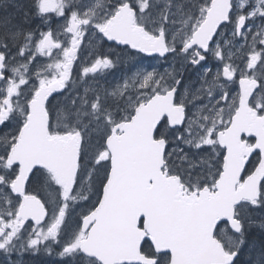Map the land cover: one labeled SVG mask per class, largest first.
Returning <instances> with one entry per match:
<instances>
[{
    "label": "snow or ice",
    "instance_id": "6c2138e0",
    "mask_svg": "<svg viewBox=\"0 0 264 264\" xmlns=\"http://www.w3.org/2000/svg\"><path fill=\"white\" fill-rule=\"evenodd\" d=\"M35 15L47 26L39 33L0 19L5 264L13 256L14 264H24L25 255L51 256L53 246L61 264H235L249 210L264 208V51L254 47L264 45V0H36ZM249 41L245 63L229 62V46ZM102 42L149 57L183 55L197 68L213 58L221 71L193 99L178 95V75L169 73L172 84L161 89L148 74L141 85H152L147 98L129 99L125 84L103 97H73L50 115V98L71 92L81 45ZM114 67L97 58L81 75ZM233 82L235 98L227 92ZM196 100L206 101L204 112H189L190 104L201 107ZM120 101L134 104L130 114H114ZM173 141L181 146L175 158ZM201 149L225 153L210 186L200 178L208 180L211 161L189 159L202 157ZM253 154L258 159L246 174ZM90 191L96 204L74 223L73 209L91 204Z\"/></svg>",
    "mask_w": 264,
    "mask_h": 264
},
{
    "label": "rangeland",
    "instance_id": "374dc122",
    "mask_svg": "<svg viewBox=\"0 0 264 264\" xmlns=\"http://www.w3.org/2000/svg\"><path fill=\"white\" fill-rule=\"evenodd\" d=\"M7 1L8 0H3V2H4L3 7L4 8L1 11L2 13L0 14V19L7 18L11 21V24L13 26L18 27V24L20 22V17H22L25 14L23 12L19 16V18L16 20V16H17V14L21 13V9L18 8V6L16 4H14V3L10 4L12 2L9 3ZM201 2L206 3L207 0H201ZM35 3H36V0H35ZM8 4H10L11 5L10 7H13V8L10 9L9 7H6ZM14 19L16 21H14ZM34 20H35V24L32 25L30 16L28 14H26L25 17L23 18V30H24L25 26H27L29 23L31 26L29 31H34V33L42 32L47 28L46 25L41 24L39 18L35 14H34L33 22H34ZM19 26H20V24H19ZM59 28L61 29L62 25H59ZM257 30H259V29H257ZM59 32L60 31L56 32L57 36H59ZM85 41L86 42L88 41L87 37H85ZM105 43L106 42L94 43V44H90V43L84 44L83 49H86L87 52L84 55L86 61L82 64L83 68L90 66L91 63L95 59L103 58V57H109L113 53L114 47L109 46V47L105 48L104 47ZM235 43L236 42H233L232 45H234ZM103 49H106V55L102 52ZM261 51H264V48ZM228 55L232 58L231 62H233L234 65L242 66L245 63V54L243 52V48H240L239 50H234L231 47V50L228 51ZM235 55H236V58H235ZM133 56H134V58H133ZM139 56H142V55L136 53V54H132V56L129 58V62L131 63L132 67L134 68V70L132 71L133 73L130 76L132 82L127 81L123 84V86L118 85V82H114L111 84V86H112L111 90H110V88L108 89V93H112L118 89H123L124 85L127 84L128 87L125 90V95L128 91H130L132 89V90H137L136 97L140 96V97L147 98L148 96L152 95L153 88H152L151 83L149 84V87H147V88L141 87V85L143 84L144 77L148 74H152L154 76V78L157 80V82H159L160 85L163 86L161 88V89H163L165 87L171 86L172 80L169 78V73H172V74L178 75L183 81L181 83V85L179 86V91H178V95L181 96V99H183V93L185 91H187L189 98L193 99L196 96L204 95V92L208 88V86L212 83V81L216 80V74L221 71V65H218L221 62L217 61V60L215 62V64H217V66L215 69H213L212 63L201 64L198 68L189 66L185 63L183 55L172 54L169 58H167L165 60L155 59L158 62L157 61L149 62L148 58H144L142 60V59L138 58ZM111 59L114 62V64L117 63V60L119 62L118 57H116L115 59H113V58H111ZM210 59H213V58H210ZM44 63H47V62H44ZM35 66L37 68L43 70L44 64L43 63H37ZM206 70H208V71H207V74L205 75ZM238 73H239V71H238ZM79 77H82V75H80ZM95 77H97V76H95ZM220 81L222 83H224L222 80V77H221ZM220 81H218V83H220ZM110 82H112V81H110ZM86 84H87V88L85 90L89 91V89L91 88V91H92L93 89H92V87H90L89 84H91L92 86H93V84L91 82H88V81ZM145 89H148L149 92L139 95L140 90H145ZM212 91H213V98H215L219 93L217 92L216 89H213ZM230 97L235 98L236 96L230 95ZM109 99L111 100V97ZM123 102L124 101H120L118 103H123ZM195 103L198 105H201V107L197 109V108H195V105L190 104L189 105V108H190L189 112H193L194 110L196 112H204L205 111V108L203 107V105L206 104V101L196 100ZM222 103L223 102H221V104ZM133 106H134V104L129 105V104L125 103L124 108L120 111L117 110V109H120V107H117L116 115H118L119 112L121 114H119L118 116L127 115V112L129 110L132 111ZM125 108H127V112H125ZM225 115L227 116V112L225 113ZM189 121H191V116L189 117ZM179 147H181V146L178 145V143L176 141H173L171 143L170 148H176L177 149V152L173 153L174 158L179 154ZM189 151H195V150H189ZM199 151L204 154L202 157L201 156H196V157L189 156V159H196V160L204 159V160H210L211 161V165H212L211 170L204 174V175L208 176V180L205 181L203 176H201V178H200L201 184H203L204 186H210L212 181L222 171V158H223V155L225 153H224L223 149H220L218 151V153H215V154L209 156L208 155L209 150L201 149ZM255 161H256V159H253V161H252L253 163L251 162L252 164L249 166L247 174H250ZM103 178L104 177H103V173H102L100 179L102 180ZM96 187L99 188L100 184L97 183ZM89 194L92 198L91 204H89L87 207H84L83 205L74 207L73 217H72L74 223L79 222L80 219L82 218L83 214L85 212L90 211L92 209V207L96 204L97 194L94 192H90ZM248 221L250 222V227L247 229L251 230V231L256 230L257 237H264V230H261V229H264V208L250 209L249 215H248ZM255 242L252 243L251 245L250 244L248 245V244H246L247 243V239H246V243L244 245L245 247H243V248L248 247L250 250V253L254 252V250L257 251L259 249V243L258 242L255 243ZM243 248H241L240 251H242ZM57 254L58 253H56V257L58 258ZM249 256H250V254H249ZM52 259L53 258L51 255V258L49 260L44 259L45 261L43 263L44 264H54L53 261H50Z\"/></svg>",
    "mask_w": 264,
    "mask_h": 264
},
{
    "label": "flooded vegetation",
    "instance_id": "af4514ba",
    "mask_svg": "<svg viewBox=\"0 0 264 264\" xmlns=\"http://www.w3.org/2000/svg\"><path fill=\"white\" fill-rule=\"evenodd\" d=\"M1 2V7H0V14L2 13V9L4 8V2L3 0H0ZM7 2H12L10 4H16L18 6V8L21 9V13L17 14L16 16V20L19 18V16L24 12V14H28L30 16L32 25L35 24V20L33 22L34 19V14H35V0H8ZM8 4L6 7H9L10 9H12L13 7H10L11 5ZM12 15V14H11ZM25 15H23L22 17H20V26L18 24V28L23 29V18L25 17ZM14 18V17H13ZM14 19V21H16ZM59 25H61L60 23H56L53 31L56 32L60 31L61 29L59 28ZM31 28L30 23L25 26L24 31H29ZM226 33L229 31L227 28L225 29ZM34 32V31H32ZM59 37V36H58ZM60 39L63 41L64 38L60 37ZM90 44H94V43H90ZM237 42L234 45H230L229 47L233 48L234 50H239L240 48H243V52L244 54H249L250 52L248 51V45L251 44V41H249L246 44H241L239 46H236ZM114 47L113 53L107 57L109 59L113 58L115 59L116 57L119 58V62L117 60V63L115 64V67L113 69L104 71L103 74H97V77H79L83 71V63L86 61L85 60V53L87 52L86 49L84 48V44L81 45V51L80 53H78V55L80 56V59L77 60L76 65H74L73 67V72H72V83H71V92L68 93L67 95L65 93H56L54 94L50 100H49V107L51 109L50 115L52 116H56L59 114V112L63 109L65 103L72 99L73 97H83V96H88L89 98H91L94 94H96L97 92H99V94L103 97V95L105 93H108V89L112 88L111 84L114 82H118V85L123 86V84L127 81L132 82L130 76L133 73L132 71L134 70L131 63L129 62V58L132 56V54H136V52L132 51L130 48H123V47H119L116 44H110V43H105L104 47ZM254 47L256 48L257 51H261L264 48V45H254ZM226 51H228L227 49H225ZM102 52L106 55V49H103ZM111 57V58H110ZM134 58V56H133ZM140 58V57H138ZM236 58V55H235ZM142 59V58H140ZM112 60V59H111ZM143 60V59H142ZM232 61V58H231ZM230 61V62H231ZM47 62V61H45ZM216 60L215 59H208L206 62L202 63V64H210L212 63L213 65V69L216 68L217 64H215ZM117 65V66H116ZM218 65H221L218 64ZM120 71V72H119ZM237 75H240V72L237 73ZM257 75H260V71H257ZM49 76H51V74H49ZM87 81L91 82L93 84V86L91 84L90 87H92V91L91 88L89 89V91L85 90L87 88ZM112 81V82H110ZM220 83H222L220 81ZM162 88V86H161ZM151 91V90H150ZM227 91L229 93V96H237L238 92H239V85L235 82L229 84V86L227 87ZM149 90L145 89V90H140L139 94H145L148 93ZM67 93V90H66ZM136 93L137 90H130L126 93V96H128L129 99H132L134 97H136ZM124 103V102H123ZM125 104V103H124ZM124 107H120V109H112L114 111V114H116V109L118 111L122 110ZM190 111V108L188 109ZM131 113V110H129L127 112V114ZM121 114L120 112L118 113V115ZM56 128V124H55V120H53V129L55 130ZM171 145V144H170ZM254 158L257 160L258 157L257 155L254 156ZM91 192V191H90ZM40 196L43 197H47V193L41 191L39 193ZM31 223V222H30ZM59 252V246H53L52 247V260L54 264H61V261L59 260V258L56 257V253ZM51 258V256L47 255L44 252H41L39 255H25L23 257L24 260V264H42L45 260H49ZM17 259L16 256H13L9 261H7V264H14V261ZM45 259V260H44ZM0 264H5V258L0 255ZM44 264V263H43Z\"/></svg>",
    "mask_w": 264,
    "mask_h": 264
},
{
    "label": "trees",
    "instance_id": "16d2710c",
    "mask_svg": "<svg viewBox=\"0 0 264 264\" xmlns=\"http://www.w3.org/2000/svg\"><path fill=\"white\" fill-rule=\"evenodd\" d=\"M251 236L249 244L251 245L256 241L259 243V249L257 251L254 250L252 253H250V250L245 249V251L241 253V258L237 264H264V237H257L254 233Z\"/></svg>",
    "mask_w": 264,
    "mask_h": 264
},
{
    "label": "water",
    "instance_id": "95a60500",
    "mask_svg": "<svg viewBox=\"0 0 264 264\" xmlns=\"http://www.w3.org/2000/svg\"><path fill=\"white\" fill-rule=\"evenodd\" d=\"M120 46H123V45H120ZM243 138H247V139H255V138H252V137H243ZM255 154H253V156H254ZM251 162V161H250ZM247 168L248 167H246V169H245V173H246V171H247ZM237 259H238V256H237ZM237 261V260H236ZM236 261H235V263H236Z\"/></svg>",
    "mask_w": 264,
    "mask_h": 264
}]
</instances>
